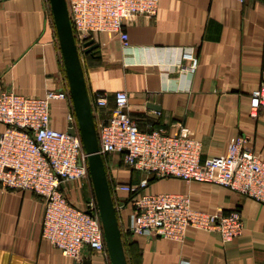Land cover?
Returning <instances> with one entry per match:
<instances>
[{
    "label": "crops",
    "instance_id": "obj_1",
    "mask_svg": "<svg viewBox=\"0 0 264 264\" xmlns=\"http://www.w3.org/2000/svg\"><path fill=\"white\" fill-rule=\"evenodd\" d=\"M128 45L117 34H92L96 47L80 51L87 94H109L104 108L92 110L95 126L114 111L112 93L125 90L127 113L138 129L175 123L191 128L201 142L200 157L224 154L238 135L264 159V108L249 116V95L264 65V3L261 0H158L152 18L131 17L125 26ZM181 49L198 59L193 72L176 65ZM67 87L47 0H0V89L43 96ZM67 100L54 99L50 125L67 129ZM3 125L0 124V131ZM109 186L134 183L144 174L127 167L119 153L104 160ZM82 180L64 183L76 203H85ZM145 191L189 194L191 207L203 212L236 208L242 232L228 241L217 233L188 226L182 240L133 235L125 227L131 206L115 193L114 205L127 264H264V204L212 183L175 177L149 181ZM114 194V193H113ZM113 199V197H112ZM43 200L28 190L0 187V264H110L87 247L72 260L41 235Z\"/></svg>",
    "mask_w": 264,
    "mask_h": 264
},
{
    "label": "built area",
    "instance_id": "obj_2",
    "mask_svg": "<svg viewBox=\"0 0 264 264\" xmlns=\"http://www.w3.org/2000/svg\"><path fill=\"white\" fill-rule=\"evenodd\" d=\"M65 2L74 40L81 51L84 41L96 32L117 34L122 46H127L128 20L136 15L154 17L158 0ZM197 64L192 49L180 50L178 68L193 72ZM109 97L106 92H95L91 109L104 108ZM111 97L113 113L95 126L98 152L102 157L119 153L127 167L144 174L137 182L110 186L112 194L121 191L128 196L131 211L125 229L137 236L173 240H182L188 226L217 233L223 242L241 234L243 225L236 208L203 212L191 207L187 193H150L145 188L152 179L175 177L217 184L264 204V159L248 145L247 137L233 138L224 154L201 158V142L191 128L176 122L173 134L160 128L140 130L127 113V92L117 90ZM54 99L71 104L68 88L48 89L41 97L0 89V187L28 190L42 198L41 235L64 256L79 260L81 250L87 247L107 257L95 200L76 203L64 190L65 182L89 176L87 154L72 108L66 122L73 134L51 127L50 105ZM262 108L264 65L259 84L249 95V116L256 118Z\"/></svg>",
    "mask_w": 264,
    "mask_h": 264
},
{
    "label": "water",
    "instance_id": "obj_3",
    "mask_svg": "<svg viewBox=\"0 0 264 264\" xmlns=\"http://www.w3.org/2000/svg\"><path fill=\"white\" fill-rule=\"evenodd\" d=\"M47 2L67 80L77 131L82 147L87 154V169L109 262L110 264H127L103 157L98 152L96 127L83 77L79 57L80 50L74 40L66 2L65 0H47ZM95 47L96 44L93 43V40H86L83 43L82 51L88 52ZM66 131L70 134L74 133L71 127H67Z\"/></svg>",
    "mask_w": 264,
    "mask_h": 264
},
{
    "label": "rangeland",
    "instance_id": "obj_4",
    "mask_svg": "<svg viewBox=\"0 0 264 264\" xmlns=\"http://www.w3.org/2000/svg\"><path fill=\"white\" fill-rule=\"evenodd\" d=\"M106 159V156H103V161ZM106 170V169H105ZM87 188H86V193L85 196H87L89 199H94V194H93V190H92V186H91V181H90V177L88 176L87 178L84 179ZM111 196L113 197V203H114V198L116 199V195L111 193Z\"/></svg>",
    "mask_w": 264,
    "mask_h": 264
}]
</instances>
